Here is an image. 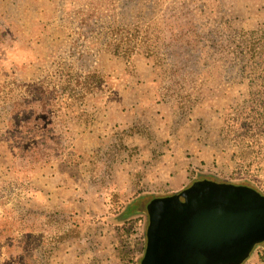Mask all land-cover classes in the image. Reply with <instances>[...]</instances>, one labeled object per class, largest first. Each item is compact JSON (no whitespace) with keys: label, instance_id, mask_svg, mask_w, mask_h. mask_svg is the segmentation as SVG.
<instances>
[{"label":"rangeland","instance_id":"rangeland-1","mask_svg":"<svg viewBox=\"0 0 264 264\" xmlns=\"http://www.w3.org/2000/svg\"><path fill=\"white\" fill-rule=\"evenodd\" d=\"M263 74L264 0H0V264L133 249L101 218L194 167L264 191Z\"/></svg>","mask_w":264,"mask_h":264},{"label":"water","instance_id":"water-1","mask_svg":"<svg viewBox=\"0 0 264 264\" xmlns=\"http://www.w3.org/2000/svg\"><path fill=\"white\" fill-rule=\"evenodd\" d=\"M144 208L141 264H245L264 246V191L249 181L201 176Z\"/></svg>","mask_w":264,"mask_h":264},{"label":"trees","instance_id":"trees-1","mask_svg":"<svg viewBox=\"0 0 264 264\" xmlns=\"http://www.w3.org/2000/svg\"><path fill=\"white\" fill-rule=\"evenodd\" d=\"M264 76V74H263ZM264 84V83H263ZM55 88V87H54ZM263 90H264V85L262 86ZM38 93H39V89L37 90ZM44 90H43V94H44ZM39 97V95H38ZM54 98H55V94H50V92L48 91L46 94H44V97L42 98V104L43 105H46L48 100L50 101V103H52V101H54ZM23 101V102H22ZM17 100V108L20 107L21 105H23L24 107H28V106H31L27 109H25L23 111V117L25 119H34V120H39V115L36 114L37 111H40L39 109V102L36 101V105H33V101L30 100V103H28L27 101H24V100ZM27 102V103H26ZM33 105V106H32ZM47 149H44V148H40V153H42L43 155L45 153H47ZM58 155V154H57ZM54 156V158L56 157H59V156ZM50 158H48L47 160H49ZM39 160V159H37ZM192 176H191V180L190 182L185 186H189L191 183H193L197 178L201 177V176H208L206 174H204V172H202V168L201 167H194L192 168ZM210 177V176H208ZM212 177V176H211ZM213 178V177H212ZM216 178V177H214ZM184 187V188H185ZM184 188H181L177 191H174V192H171V193H166V194H157L155 192H152V193H145L142 195L143 192H138L135 196H134V200H131V202L129 203L130 207L131 208H122V210L117 214L118 216H116V219L113 220V216L111 215H104L101 220L106 223V224H112L114 226H116V228L118 230H121V229H127V225L129 224L130 221H128L129 219H131L134 215L133 214H140L142 212H145L147 213V211L145 210L144 208V202L145 200L150 197V196H156V197H167V196H171L177 192H179L180 190L184 189ZM142 191V190H141ZM148 215V213H147ZM147 221H148V218H147ZM146 229H147V222H146ZM146 237H147V233H146ZM125 239L122 240L123 242V248H122V253L124 256H130L131 257V254L134 255V257L136 256V261H137V264H141V258H142V255L144 253V249H145V243H146V238H143L140 243L139 241V244L137 242H135V247L132 249H128L125 245L126 242H124ZM128 246V245H127ZM129 247V246H128ZM257 247H263V252L261 254V259L262 261H264V246H256L253 250H252V253L256 250ZM251 253V255H252Z\"/></svg>","mask_w":264,"mask_h":264},{"label":"crops","instance_id":"crops-1","mask_svg":"<svg viewBox=\"0 0 264 264\" xmlns=\"http://www.w3.org/2000/svg\"><path fill=\"white\" fill-rule=\"evenodd\" d=\"M123 238L119 241V245H118V248L115 250V254H112L111 256L107 253V255H105V257H101V259L103 260L102 264H137V261H136V256L134 257L133 254H131V257L130 256H124L123 253H122V248H123V242H122ZM104 239L102 240L101 244H100V248L101 249V252L104 253L105 249H104V246L105 247H110V242L109 243H104ZM88 245V244H86ZM90 247H92L91 245H88ZM86 247V252H88L89 255L87 256H84V258L82 259V261L85 263V264H95L94 263V259H93V254L92 253V249H87L88 247ZM101 253V254H103Z\"/></svg>","mask_w":264,"mask_h":264}]
</instances>
